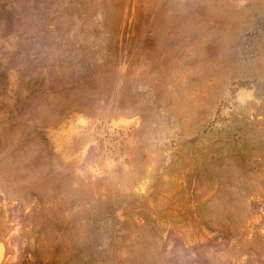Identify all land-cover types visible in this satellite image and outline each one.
<instances>
[{
	"label": "rangeland",
	"instance_id": "374dc122",
	"mask_svg": "<svg viewBox=\"0 0 264 264\" xmlns=\"http://www.w3.org/2000/svg\"><path fill=\"white\" fill-rule=\"evenodd\" d=\"M0 264H264V0H0Z\"/></svg>",
	"mask_w": 264,
	"mask_h": 264
}]
</instances>
